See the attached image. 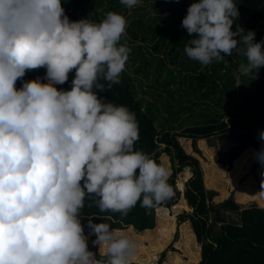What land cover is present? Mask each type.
<instances>
[{
    "label": "clouds",
    "instance_id": "9594fccd",
    "mask_svg": "<svg viewBox=\"0 0 264 264\" xmlns=\"http://www.w3.org/2000/svg\"><path fill=\"white\" fill-rule=\"evenodd\" d=\"M238 16L235 0H193L181 21L191 34L184 52L202 66L234 49L246 58L236 85L264 66V38L233 29ZM126 24L115 11L70 20L61 0H0V264H129L136 240L102 216L88 226L104 258L88 248L85 196L123 216L137 201L150 208L174 194L167 168L135 147L136 114L94 91L119 82ZM41 67L43 79H22ZM73 69L71 87L58 88ZM258 140L251 156L264 176V129Z\"/></svg>",
    "mask_w": 264,
    "mask_h": 264
},
{
    "label": "trees",
    "instance_id": "16d2710c",
    "mask_svg": "<svg viewBox=\"0 0 264 264\" xmlns=\"http://www.w3.org/2000/svg\"><path fill=\"white\" fill-rule=\"evenodd\" d=\"M192 2L193 0L163 1L164 10L161 12L162 17L159 19L165 25V32H168L173 40L172 50L168 54L174 59L179 51H184V47L191 36L182 27L181 21L187 11L185 8ZM235 2L237 3L239 16L231 27L235 29L236 25L239 24L245 31L249 29L254 30L255 40L264 38V0H235ZM61 3L70 20L80 19L89 15L91 17L88 9V0H61ZM138 25L140 24L138 23ZM155 30L153 32L157 34L159 29ZM183 57L185 58L187 55L184 53ZM225 57L222 60H218L217 63L227 68V75L224 73L221 76L217 75V77L220 79L226 77V81L218 84L215 78H212V85L203 91L204 98L215 99L216 103L225 102L231 104L233 109H241L242 102L240 98L246 99L242 95L246 92L249 93L252 85L247 78L240 76L239 83L241 84L237 87L235 86L237 83L235 79L237 71L230 70L226 61H231V57ZM156 71L158 73L161 72L160 69ZM256 71L263 74V80L259 85L257 84L259 81L256 82V79L253 82L254 87L258 88V95L262 97L264 92L263 66H260ZM254 72L255 70L250 74L253 75ZM44 73L45 68L43 67L26 70L22 79L27 80L36 77L43 79ZM74 73L75 69L69 72L67 81L56 86L58 88H70ZM171 80H173V77L167 74L162 83L165 84ZM21 83L22 80L18 79L16 81V87L19 88ZM198 86H201V84H198ZM165 90L169 91L168 88H165ZM94 91L105 100H112L114 103L127 105L129 110L136 114L139 139L135 142V147L152 155L160 163L162 153L168 156L171 167L168 182L172 185L174 194L170 198L150 208L142 207L139 201H137L135 206L130 208L127 214L123 216L120 212H112L111 210L101 212L94 202L95 197L86 195L84 206L80 213H78L81 219L97 217L102 220V217H104V220L114 224H121L124 227H130L140 233L147 232L157 224L154 229L156 236L152 243L158 245L168 238L173 226L172 217H169L164 212L162 206H170L176 203L180 197L181 190L183 198H180V200L184 203L185 198L191 211L182 212L177 216V229L175 233L178 232L179 224L186 220L190 222V228L195 237V242L200 246V259L197 264H264V207H262L264 206V182L262 178L256 171H252L255 184L250 185L245 181H241L240 185L234 191V198L227 196L217 204L219 208L238 212L239 222H229L225 220L220 209L214 207L210 202L212 197L216 196L217 193L214 190L207 189L204 185L203 172L199 160L196 154H194L198 150L193 149V153L186 151L178 139L181 136L191 138L192 146L195 148V140L197 139L237 131L241 133L239 145L231 150L225 159L221 160L231 165L245 150L259 148L252 136L258 134L260 129H264V110L261 111L259 118L256 120H252L246 115L238 114L234 110H231L233 112H227L231 114H229L226 120L222 119L223 114L221 113L219 117L200 114L204 117L201 122L191 123L185 126L181 133H175L171 125L162 130L156 128L153 113L149 107L142 108L141 101L135 95L133 82L125 73H120L119 82L114 83L111 89L106 88L101 91L100 89L94 88ZM208 91L213 92L215 95L207 96ZM178 96L181 99V93ZM259 96H255V98H259ZM255 100L252 99L251 102L254 103ZM168 104L170 108L178 111L179 108L174 106V104ZM254 115L253 112L249 113L251 117H254ZM162 159L164 162L163 165L167 168V159L164 158V155ZM256 164L259 165L257 162ZM177 178V181L183 184V189H178L176 184ZM236 200L243 203L248 200H256L260 206L249 205L242 208ZM177 204L174 207H178L179 205ZM156 212H160L157 222L155 220ZM216 223L219 224V229L215 232L214 225ZM172 249L176 250L174 246ZM94 253L96 254V252ZM98 259L103 258L98 256Z\"/></svg>",
    "mask_w": 264,
    "mask_h": 264
},
{
    "label": "rangeland",
    "instance_id": "374dc122",
    "mask_svg": "<svg viewBox=\"0 0 264 264\" xmlns=\"http://www.w3.org/2000/svg\"><path fill=\"white\" fill-rule=\"evenodd\" d=\"M163 1L140 0L137 5L129 7L121 3V0H88V9L91 17L97 21L103 19L109 11L119 12L126 17V29L119 43L126 44L130 52L122 72L131 78L135 95L141 101L142 108H150L154 115L156 128L162 130L171 125L173 126V132L181 133L185 126L201 122L204 117L200 114L219 117L221 113L223 114L222 119L226 120L229 114H231L227 112H233L231 110H234L238 114L246 115L252 120L259 118V114L264 110V92L262 97H260L258 95V88L254 87L253 82L256 79V82L259 81L257 83L259 85L263 80V74L254 69L253 75L257 72L254 79H251L252 74L241 75L247 78L252 85L249 93L246 92L242 95L246 99L240 98L242 102L241 109H233L231 104L225 102L216 103L215 99L204 98L203 91L212 85V78H215L218 84L226 81V77L220 79L217 75L221 76L226 73L227 68L217 63V59H213L210 64L202 66L198 61L188 56L184 58L185 52L183 50L178 52L175 59L168 54L172 50L173 40L168 32H165V25L159 19L162 17L161 12L164 10ZM155 29H159L157 34L153 32L156 31ZM229 56L231 57V61H226L227 66L232 71H238L239 64L245 61L246 58L235 49ZM157 69H160L161 72L158 73ZM167 74L173 77V80L163 84L162 81ZM198 84H201V86H198ZM235 86L237 87L238 85ZM165 88H168L169 91L165 90ZM179 93L182 95L181 99L178 96ZM208 95L215 94L208 91ZM255 96H259V98H255ZM252 99H256L254 103L251 102ZM168 103L178 107V111L170 108ZM252 112L255 114L254 117L249 116V113ZM252 137L256 144L260 146L258 134ZM178 139L186 151L193 153V149L198 150L194 154H196L203 172L204 185L207 189L214 190L217 193L210 200L214 207L219 208L217 204L227 196L234 198V191L241 181H245L250 185L255 184L252 171H256L264 182V176L261 175V166L257 165L251 156L254 149L245 150L231 165L221 161L226 158L231 150L239 145L241 133L236 131L200 138L195 140V148L192 146L191 138L181 136ZM163 155L167 159V170L170 175L169 158L166 154L162 153L160 156L162 164L164 163L162 159ZM177 180L178 178L176 179L178 189H183V184ZM180 198H183L181 190L180 197L176 203L170 206H162L164 212L169 217H172L173 226L168 238L158 245L152 243L156 236L154 229L157 224L147 232L140 233L121 224H114L107 220L103 221L109 223L113 228L126 232L131 238L136 240L137 248L132 255L133 258H130L129 264L198 263L200 259V246L195 242L190 222L186 220L179 224L178 232L175 233L177 229V216L182 212L191 211L185 198L184 203L181 202ZM175 204L179 206L174 207ZM238 204L242 208L249 205L260 206L256 200H248L244 203L238 202ZM219 209L223 213L225 220L239 222L238 212L224 208ZM159 213L156 212V222ZM211 213L213 214V212ZM91 219L93 222H101L97 217ZM88 220L81 219L84 233L87 236L88 248L96 252L99 257L104 258L102 253L105 246H101L98 249V245L92 244L95 234L90 231ZM214 226L215 232L218 231L219 224L216 223ZM171 246L172 248L174 246L176 250H173Z\"/></svg>",
    "mask_w": 264,
    "mask_h": 264
}]
</instances>
